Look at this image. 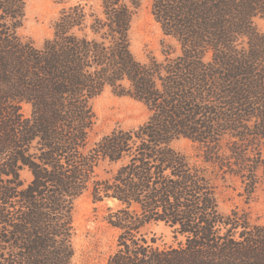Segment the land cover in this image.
Wrapping results in <instances>:
<instances>
[{
    "label": "trees",
    "instance_id": "16d2710c",
    "mask_svg": "<svg viewBox=\"0 0 264 264\" xmlns=\"http://www.w3.org/2000/svg\"><path fill=\"white\" fill-rule=\"evenodd\" d=\"M96 1L64 5L37 45L20 33L26 0H0V264H76L85 195L116 202L106 264H264L261 217L220 207L229 182L248 203L264 179V0H148L171 41L144 60L130 38L143 0ZM106 89L147 115L91 144ZM152 222L172 241L148 237Z\"/></svg>",
    "mask_w": 264,
    "mask_h": 264
},
{
    "label": "rangeland",
    "instance_id": "374dc122",
    "mask_svg": "<svg viewBox=\"0 0 264 264\" xmlns=\"http://www.w3.org/2000/svg\"><path fill=\"white\" fill-rule=\"evenodd\" d=\"M77 1L98 9L96 0H68L66 4L54 0H26L25 22L20 33L41 45L43 40L51 35L52 23L61 8ZM257 24L264 31V19H258ZM130 38L132 52L140 60H144L149 51L161 59L162 41H171L162 33L159 24L153 18L148 0L141 1L132 16ZM93 107L97 121L91 134V144L113 128H131L140 124L147 115L141 103L129 96L117 95L110 89H106L94 100ZM176 146L190 153L194 151V146L187 140H178ZM108 169L106 161L100 163L97 170L100 178H106ZM21 177L28 181L31 174L25 168L21 171ZM242 190L240 182H229L222 195L221 210L227 213L236 206L248 208L253 216H260L264 221V179L254 198L248 203L245 202L244 196L240 195ZM115 205L116 202L112 199L93 201L89 195L83 196L76 203L74 216L76 264H106L109 255L116 248L117 230L106 220L109 208H114ZM145 230L148 237H156L158 243L172 241L171 230L163 222H152Z\"/></svg>",
    "mask_w": 264,
    "mask_h": 264
}]
</instances>
